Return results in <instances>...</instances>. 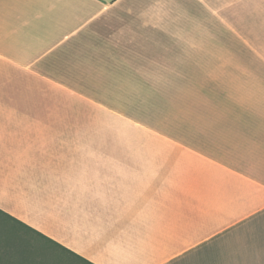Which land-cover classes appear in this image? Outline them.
I'll list each match as a JSON object with an SVG mask.
<instances>
[{
    "label": "crops",
    "instance_id": "obj_1",
    "mask_svg": "<svg viewBox=\"0 0 264 264\" xmlns=\"http://www.w3.org/2000/svg\"><path fill=\"white\" fill-rule=\"evenodd\" d=\"M0 209L82 257L36 264H264V0H0Z\"/></svg>",
    "mask_w": 264,
    "mask_h": 264
},
{
    "label": "rangeland",
    "instance_id": "obj_2",
    "mask_svg": "<svg viewBox=\"0 0 264 264\" xmlns=\"http://www.w3.org/2000/svg\"><path fill=\"white\" fill-rule=\"evenodd\" d=\"M15 225L9 220L0 219V264H36L31 262V247H21V237H13ZM38 239L32 241V252L36 258L59 257L58 250L51 246L44 245V242H38ZM16 242H18V247ZM15 245V247H13ZM46 253V255H42ZM33 256V257H34Z\"/></svg>",
    "mask_w": 264,
    "mask_h": 264
},
{
    "label": "trees",
    "instance_id": "obj_3",
    "mask_svg": "<svg viewBox=\"0 0 264 264\" xmlns=\"http://www.w3.org/2000/svg\"><path fill=\"white\" fill-rule=\"evenodd\" d=\"M0 214H1L6 220H7V219H8V220L10 219L9 221L12 220V221L14 222V225H15L16 228L18 227V225H20V226H25V227L29 228L27 225H25V224L19 222L17 219H15V218H13L12 216H10L9 214L3 212L1 209H0ZM3 217L0 218V219H4ZM5 219H4V220H5ZM29 229H31V228H29ZM31 230L33 231V233H36V234L42 236L43 238L47 239L49 242L54 243V244L56 245V247L60 249V250H59V249H57V248L51 246L53 249L55 248L56 250H58L60 256H59V257H58V256H57V257H52V258H42V259H55V258L80 259V260L82 259L81 256H79V255H77L76 253L70 251L69 249L63 247L62 245H60V244H58V243L52 241L51 239H49V238L43 236L41 233L35 231L34 229H31ZM33 239H34V238H33ZM44 245H47V244H44ZM18 246H19V245H17L16 247H18ZM48 246H50V244H49ZM19 247H20V246H19ZM34 253H35L34 251H33V252L31 251V257H32L33 261H34L35 259H40V258H36V257L34 256ZM42 255H46V253H43ZM33 256H34V257H33Z\"/></svg>",
    "mask_w": 264,
    "mask_h": 264
}]
</instances>
